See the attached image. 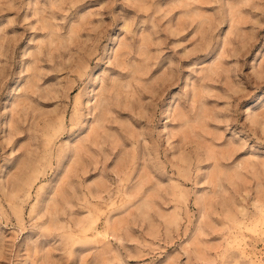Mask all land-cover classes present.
<instances>
[{"label": "clouds", "instance_id": "1", "mask_svg": "<svg viewBox=\"0 0 264 264\" xmlns=\"http://www.w3.org/2000/svg\"><path fill=\"white\" fill-rule=\"evenodd\" d=\"M0 264H264V0H0Z\"/></svg>", "mask_w": 264, "mask_h": 264}]
</instances>
